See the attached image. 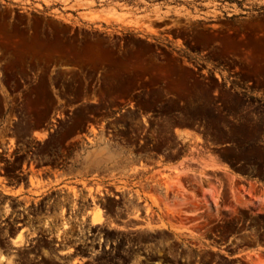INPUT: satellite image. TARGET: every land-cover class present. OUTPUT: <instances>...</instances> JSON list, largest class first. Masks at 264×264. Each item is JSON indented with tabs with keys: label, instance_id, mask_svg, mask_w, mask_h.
Returning <instances> with one entry per match:
<instances>
[{
	"label": "rangeland",
	"instance_id": "1",
	"mask_svg": "<svg viewBox=\"0 0 264 264\" xmlns=\"http://www.w3.org/2000/svg\"><path fill=\"white\" fill-rule=\"evenodd\" d=\"M0 150L64 264H264V0H0Z\"/></svg>",
	"mask_w": 264,
	"mask_h": 264
},
{
	"label": "flooded vegetation",
	"instance_id": "2",
	"mask_svg": "<svg viewBox=\"0 0 264 264\" xmlns=\"http://www.w3.org/2000/svg\"><path fill=\"white\" fill-rule=\"evenodd\" d=\"M5 153L0 150V264H64L68 252L61 240L47 237V190H40L38 209L31 203L32 181L46 184L54 180L49 177L45 157L30 154L19 159V155ZM77 253L72 250V258H77Z\"/></svg>",
	"mask_w": 264,
	"mask_h": 264
},
{
	"label": "bare ground",
	"instance_id": "3",
	"mask_svg": "<svg viewBox=\"0 0 264 264\" xmlns=\"http://www.w3.org/2000/svg\"><path fill=\"white\" fill-rule=\"evenodd\" d=\"M91 191V190H90ZM94 201V200H93ZM95 202V201H94ZM95 206V205H94ZM102 216H103V211L96 207V213L93 214V218H92V223L94 225L100 224L102 223ZM22 239L20 238L19 241H21ZM21 243V242H20Z\"/></svg>",
	"mask_w": 264,
	"mask_h": 264
}]
</instances>
